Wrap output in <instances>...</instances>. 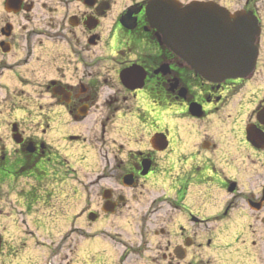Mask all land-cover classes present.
I'll return each mask as SVG.
<instances>
[{
  "label": "flooded vegetation",
  "instance_id": "af4514ba",
  "mask_svg": "<svg viewBox=\"0 0 264 264\" xmlns=\"http://www.w3.org/2000/svg\"><path fill=\"white\" fill-rule=\"evenodd\" d=\"M151 1L0 0V264H85L87 221L112 264H264V0H177L176 51ZM236 12L255 66L207 79Z\"/></svg>",
  "mask_w": 264,
  "mask_h": 264
},
{
  "label": "water",
  "instance_id": "95a60500",
  "mask_svg": "<svg viewBox=\"0 0 264 264\" xmlns=\"http://www.w3.org/2000/svg\"><path fill=\"white\" fill-rule=\"evenodd\" d=\"M178 3L175 0H152L148 6L149 21L161 34L162 41L176 50L177 42L175 16ZM228 36L225 39L215 38L208 50V66L205 68L206 78L221 80L240 76L250 72L255 64L258 34L256 19L248 13L230 15Z\"/></svg>",
  "mask_w": 264,
  "mask_h": 264
},
{
  "label": "rangeland",
  "instance_id": "374dc122",
  "mask_svg": "<svg viewBox=\"0 0 264 264\" xmlns=\"http://www.w3.org/2000/svg\"><path fill=\"white\" fill-rule=\"evenodd\" d=\"M115 227L116 229L119 230V232L131 234L130 229L125 224H120L116 221ZM115 227H113V231ZM85 228H86V233L80 238L81 241L79 244V247H81L80 249V254L82 257L81 259L83 260V262H85V264H94V263L105 261L103 264H112L111 263L112 262L111 261V246H110V243L108 242L112 239V237L109 235V231H110L109 221H99L94 224H90L87 221ZM99 231H107V232L101 233V236H100L101 238L107 241H104L103 239L97 237L96 235H92L94 233L96 234V232H99ZM94 237H97V238L93 239ZM36 238L40 240L39 242H43L44 245L36 246V247L42 246L36 249V247H34L35 242L34 241L31 242L32 238H27V240H29L28 248L33 249L32 255L34 256V259L41 260V261L45 260V258L47 257L46 250L48 248L45 247L46 245L47 246L48 245L49 246L59 245L64 239L63 237L58 236L57 234H54L51 236L50 235L41 236V237H36ZM75 239L76 237L74 238L69 237L70 242L74 241ZM86 239H90V240H86ZM113 239L115 240L116 245L120 246L122 244L123 245L125 244L126 237L122 235L114 234ZM82 240H85V242L81 245ZM118 256L119 254L115 251L114 246H113V261L117 260Z\"/></svg>",
  "mask_w": 264,
  "mask_h": 264
}]
</instances>
